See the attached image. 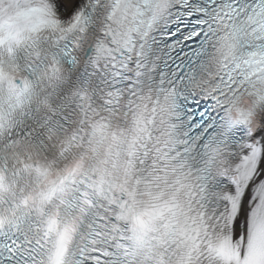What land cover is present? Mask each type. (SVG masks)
I'll use <instances>...</instances> for the list:
<instances>
[{
  "label": "snow or ice",
  "instance_id": "6c2138e0",
  "mask_svg": "<svg viewBox=\"0 0 264 264\" xmlns=\"http://www.w3.org/2000/svg\"><path fill=\"white\" fill-rule=\"evenodd\" d=\"M0 264H264V0H0Z\"/></svg>",
  "mask_w": 264,
  "mask_h": 264
}]
</instances>
